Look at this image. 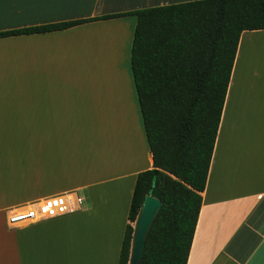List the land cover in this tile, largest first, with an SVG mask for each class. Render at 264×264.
<instances>
[{
	"label": "crops",
	"instance_id": "0c3cea01",
	"mask_svg": "<svg viewBox=\"0 0 264 264\" xmlns=\"http://www.w3.org/2000/svg\"><path fill=\"white\" fill-rule=\"evenodd\" d=\"M195 1L0 0V32ZM135 27L131 16L0 39V264L119 263L137 176L153 169ZM261 38L238 41L187 264H264V71L250 68ZM65 194L79 212L6 226L9 209Z\"/></svg>",
	"mask_w": 264,
	"mask_h": 264
},
{
	"label": "trees",
	"instance_id": "16d2710c",
	"mask_svg": "<svg viewBox=\"0 0 264 264\" xmlns=\"http://www.w3.org/2000/svg\"><path fill=\"white\" fill-rule=\"evenodd\" d=\"M131 16L130 69L153 169L137 176L118 264L130 261L132 225L154 174L162 207L140 264H187L238 41L264 30V0L195 1L0 32V39Z\"/></svg>",
	"mask_w": 264,
	"mask_h": 264
},
{
	"label": "built area",
	"instance_id": "2783aa9c",
	"mask_svg": "<svg viewBox=\"0 0 264 264\" xmlns=\"http://www.w3.org/2000/svg\"><path fill=\"white\" fill-rule=\"evenodd\" d=\"M81 206L82 200L78 196L65 194L46 198L6 211V226L9 229H17L40 224L73 215L80 211Z\"/></svg>",
	"mask_w": 264,
	"mask_h": 264
},
{
	"label": "water",
	"instance_id": "95a60500",
	"mask_svg": "<svg viewBox=\"0 0 264 264\" xmlns=\"http://www.w3.org/2000/svg\"><path fill=\"white\" fill-rule=\"evenodd\" d=\"M156 183V174L152 178V185L148 194L144 197L139 214L134 223V233L132 239L131 255L128 264H140L146 237L158 215L162 203L153 197V189Z\"/></svg>",
	"mask_w": 264,
	"mask_h": 264
},
{
	"label": "rangeland",
	"instance_id": "374dc122",
	"mask_svg": "<svg viewBox=\"0 0 264 264\" xmlns=\"http://www.w3.org/2000/svg\"><path fill=\"white\" fill-rule=\"evenodd\" d=\"M255 49V50H254ZM252 50V56H251V65H250V68H255V69H258L260 72L261 71H264V38H261L258 42L254 43V48L251 49ZM253 52H257L256 53V56H254ZM99 121V120H97ZM90 123H94L96 124V129L97 131L99 130V127L97 126V123L96 121H90ZM79 195L83 196V193H79ZM85 205V203H84ZM83 205V207H84ZM133 227H134V224H133Z\"/></svg>",
	"mask_w": 264,
	"mask_h": 264
}]
</instances>
